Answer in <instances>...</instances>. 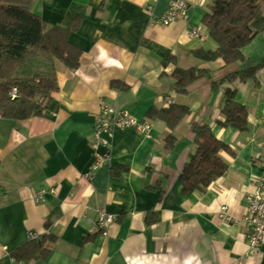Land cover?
Wrapping results in <instances>:
<instances>
[{
    "label": "crops",
    "instance_id": "0c3cea01",
    "mask_svg": "<svg viewBox=\"0 0 264 264\" xmlns=\"http://www.w3.org/2000/svg\"><path fill=\"white\" fill-rule=\"evenodd\" d=\"M187 1L188 16L168 25L155 19L172 0L33 1L31 10L48 28L68 29L82 53L76 69L54 60L59 90L44 116L0 115V264H16L12 253L30 232L53 240L45 258L26 264H264V243L260 254L250 252L245 221L247 195L264 179V65L255 80L226 79L264 59V31L244 47L245 61L209 59L199 53L218 48L202 20L213 0ZM201 24V36L189 34ZM176 68L208 75L180 92ZM226 86L247 107L244 131L220 123ZM101 99L152 130L115 128L110 145L98 150L109 159L88 178ZM172 103L190 108L174 129L148 114ZM195 122L228 144L220 152L228 170L205 191L184 195L180 175L195 149ZM41 188L47 192L36 201ZM223 205L231 220L219 216ZM99 208L116 219L98 232Z\"/></svg>",
    "mask_w": 264,
    "mask_h": 264
},
{
    "label": "trees",
    "instance_id": "16d2710c",
    "mask_svg": "<svg viewBox=\"0 0 264 264\" xmlns=\"http://www.w3.org/2000/svg\"><path fill=\"white\" fill-rule=\"evenodd\" d=\"M33 1L0 0V115L17 120L44 116L49 111L53 93L59 90L54 60L57 58L76 69L82 53L68 39V29L60 26L48 28L40 15L31 10ZM208 7L202 20L218 48L205 54L204 51L198 53L209 59L222 57L226 63L245 61L244 47L264 31V0H213ZM263 65L264 59L226 79L255 80ZM172 74L177 90L186 92L190 84L208 72L176 68ZM212 85L217 87L218 83ZM14 89L17 91L15 95ZM236 94V88L225 87L222 107L225 120L220 123L244 131L248 128V110L236 100ZM155 113L174 129L190 113V108L172 103L166 108H152L148 114L155 116ZM192 131L195 149L180 175L184 195L205 191L212 181L228 170V164L220 155L222 150L230 149L228 144L216 138L207 123L195 122ZM165 140L168 148L174 147V135L169 134ZM48 239L53 240V237L39 235L29 239L12 253V258L23 264L33 258H45L51 250L46 245Z\"/></svg>",
    "mask_w": 264,
    "mask_h": 264
},
{
    "label": "built area",
    "instance_id": "2783aa9c",
    "mask_svg": "<svg viewBox=\"0 0 264 264\" xmlns=\"http://www.w3.org/2000/svg\"><path fill=\"white\" fill-rule=\"evenodd\" d=\"M189 2L187 0H172L170 8L156 17V21L160 24H171L178 19L186 18L188 16ZM151 9V6L148 7ZM203 24L195 25L191 28L190 33L192 36H201ZM16 89L13 93L16 94ZM13 95V96H14ZM115 128H134L140 133L148 134L152 130V123L143 121L136 118L129 109L116 108L108 103L105 99L100 100V110L97 114L94 124V142L95 160L91 169L87 173L88 178H92L95 170L102 166L110 157L109 152L101 153L99 148L101 146L108 147L110 140L114 135ZM254 191L247 195V212L245 214L246 228L248 231L247 244L252 254H260L261 247L264 243V179L256 182ZM55 187H51L49 191L56 192ZM46 189L41 188L35 192L36 201H42L45 197ZM220 217L225 220H231L228 214V207L223 205L221 207ZM116 216L108 212L104 208H99L96 211L94 224L96 229L104 231L114 222ZM39 237V233L30 232L29 239ZM16 264H21L16 262Z\"/></svg>",
    "mask_w": 264,
    "mask_h": 264
}]
</instances>
